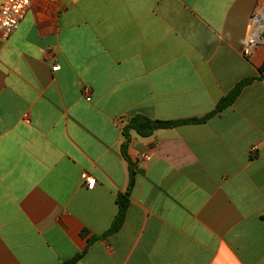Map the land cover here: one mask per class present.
Here are the masks:
<instances>
[{"label":"crops","instance_id":"obj_1","mask_svg":"<svg viewBox=\"0 0 264 264\" xmlns=\"http://www.w3.org/2000/svg\"><path fill=\"white\" fill-rule=\"evenodd\" d=\"M262 1L32 4L0 37V264H264ZM247 78L204 123L130 132L104 236L129 120L201 119Z\"/></svg>","mask_w":264,"mask_h":264},{"label":"trees","instance_id":"obj_2","mask_svg":"<svg viewBox=\"0 0 264 264\" xmlns=\"http://www.w3.org/2000/svg\"><path fill=\"white\" fill-rule=\"evenodd\" d=\"M253 80L254 78H247L239 82L235 86V88L226 97L221 99V101L217 104L216 109L212 113H210L209 115L201 119H190V120H182V121H160V120L150 119L143 115H135L129 120L127 125H125V127L123 128V135H124L125 141L122 146V154L125 157L126 161L128 162V168H129L128 187H127L126 192L124 194H120L117 198V205L119 209L118 214L115 217L109 231L104 236L117 233L122 228L125 222V219H126V214H127V210H128L129 202H130V192H131V189L135 181V173H134L133 165L127 156V148H128L130 132L134 131L136 134H138L141 137H149L157 130L169 129V128H173V127L185 125V124L204 123L211 116L231 106L235 102V100L238 98L243 88L249 85ZM95 239L96 238H92L88 240L89 245ZM81 257L82 255H78L74 259L67 261L63 264H75Z\"/></svg>","mask_w":264,"mask_h":264},{"label":"built area","instance_id":"obj_3","mask_svg":"<svg viewBox=\"0 0 264 264\" xmlns=\"http://www.w3.org/2000/svg\"><path fill=\"white\" fill-rule=\"evenodd\" d=\"M36 1L56 3L61 0H0V37L2 39H8L17 30L32 4ZM255 17H253L248 27L247 40L243 48V55L247 58L252 56L255 47L264 41V23L259 33L256 29L257 27H255V23H253ZM256 24L259 25L258 22ZM58 69V66L53 68V70ZM87 100L90 101L91 99L87 98ZM83 181L88 189H92L95 185V179L87 174L83 175Z\"/></svg>","mask_w":264,"mask_h":264},{"label":"bare ground","instance_id":"obj_4","mask_svg":"<svg viewBox=\"0 0 264 264\" xmlns=\"http://www.w3.org/2000/svg\"><path fill=\"white\" fill-rule=\"evenodd\" d=\"M261 10H258L257 12H256V17H255V19H254V21H253V23H255V27H257L256 29H257V31L260 33V28H262L263 27V23H264V17H263V14L260 12ZM259 23V25H257L256 23Z\"/></svg>","mask_w":264,"mask_h":264},{"label":"rangeland","instance_id":"obj_5","mask_svg":"<svg viewBox=\"0 0 264 264\" xmlns=\"http://www.w3.org/2000/svg\"><path fill=\"white\" fill-rule=\"evenodd\" d=\"M264 0L261 2V6H262V4L264 5ZM260 8H262V7H260ZM259 10H261L260 12L263 14V17H264V9H259Z\"/></svg>","mask_w":264,"mask_h":264}]
</instances>
